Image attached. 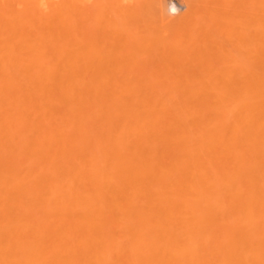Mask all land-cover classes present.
Here are the masks:
<instances>
[{
	"label": "bare ground",
	"instance_id": "bare-ground-1",
	"mask_svg": "<svg viewBox=\"0 0 264 264\" xmlns=\"http://www.w3.org/2000/svg\"><path fill=\"white\" fill-rule=\"evenodd\" d=\"M0 264H264V0H0Z\"/></svg>",
	"mask_w": 264,
	"mask_h": 264
},
{
	"label": "rangeland",
	"instance_id": "rangeland-1",
	"mask_svg": "<svg viewBox=\"0 0 264 264\" xmlns=\"http://www.w3.org/2000/svg\"><path fill=\"white\" fill-rule=\"evenodd\" d=\"M174 2H176V3H177V0H174ZM179 9H181V8L179 7ZM179 11H181V10H179ZM179 11H178V12H179ZM169 12H170V14H172V12H173V14H172V15H175V14H176V12H175V11H173V10H172V12H171V10H169ZM174 12H175V13H174ZM178 12H177V13H178Z\"/></svg>",
	"mask_w": 264,
	"mask_h": 264
}]
</instances>
